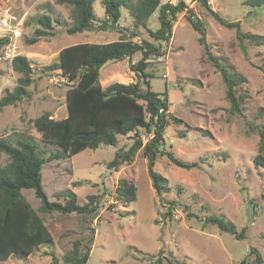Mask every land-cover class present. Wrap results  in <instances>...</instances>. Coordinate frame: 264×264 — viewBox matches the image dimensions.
<instances>
[{"label": "rangeland", "instance_id": "obj_1", "mask_svg": "<svg viewBox=\"0 0 264 264\" xmlns=\"http://www.w3.org/2000/svg\"><path fill=\"white\" fill-rule=\"evenodd\" d=\"M166 1L169 0H161ZM246 1L214 0L206 5L226 20H239L241 32L264 40V9ZM45 2L52 4L54 15L70 22L68 7L54 0H0V7L26 13L22 43L34 68L33 82L27 88L30 99L0 110V137H32L44 150L41 182L48 199L63 202L61 193L66 189L76 194L78 204L94 195L92 205L97 207V217L92 220L89 214L41 213L54 243L41 245L27 260L11 255L0 264H52L53 256L60 261L74 240H86L88 227L94 228V239L86 264H151L150 260L158 256L162 264H169L168 260L183 264H238L242 259L254 258L250 249L258 252L264 263V167L253 164L259 135L246 132V122L258 124L264 120V44L239 41L234 29L220 25L202 2L184 0L193 17L202 21L208 53L245 78L238 84L239 92L245 95L244 109L242 116L229 112L225 85L214 60L204 52V44L198 41L199 33L190 25L187 12L178 13L170 40L162 44L163 55L152 58L146 71L152 76L148 77L151 89L166 90L169 112L182 120L165 128L163 148L183 161L197 162L198 166L184 169L165 155L158 156L154 170L166 178L168 187L158 196L151 186L147 159L141 150L117 170L106 166L116 148L130 146L132 133L118 136L116 146L100 144L70 158L47 159L53 147L41 143L32 119L44 111L56 119L65 117L68 86L58 71L45 70L44 66L57 62L60 49L74 43L108 42L122 35L133 41L150 38L144 28L135 30L123 10L119 23L126 28L123 33L95 30L68 34L64 26L53 25L52 37L27 44L26 38L38 27L36 18L43 13ZM94 10L104 18L101 0L94 2ZM156 18L154 13L148 21L152 30L158 26ZM139 58L140 53H135L131 59L107 61L100 68L101 84L109 77L110 83L132 82L135 76L129 65ZM19 76L12 67L2 69L0 97L6 89H13ZM141 133L145 141V133ZM7 162L8 156L0 151V165ZM122 179L135 186L134 200L118 194ZM22 194L33 208L40 205L33 189H23ZM167 201L173 203L169 205H173L170 214ZM208 215L233 223L238 232L242 230L243 238L236 239L215 225L204 224Z\"/></svg>", "mask_w": 264, "mask_h": 264}, {"label": "trees", "instance_id": "obj_2", "mask_svg": "<svg viewBox=\"0 0 264 264\" xmlns=\"http://www.w3.org/2000/svg\"><path fill=\"white\" fill-rule=\"evenodd\" d=\"M54 1L68 7L70 22L66 23L61 17L54 15L52 4L45 2L43 13L36 18L38 27L26 38L27 44L52 37L53 25L64 26L68 34L95 30H118L123 33L126 28L119 24L123 10L133 21L135 30L137 31L139 27L144 28L150 39L133 41L130 37L122 35L117 40L108 42L74 43L60 49L57 62L44 66L45 70L58 71L68 86L65 92L67 108L65 117L56 119L49 111H44L32 119V126L40 134L41 143L53 147L47 159L70 158L82 150L95 149L100 144L116 146L118 136L132 133L129 136L132 139L130 146L116 148L113 158L106 166L110 170H117L120 165L131 162L141 150L147 159L151 186L156 195L161 196L168 187L166 178L154 170L158 156L165 155L171 163L184 169L197 167L198 164L195 161H183L171 150L163 148L165 128L170 123L182 120L169 112L166 90L157 92L151 89L148 77L152 76L146 71V67L152 58L163 55L162 44L170 40L178 13L187 12L190 25L199 33L198 41L204 44L205 32L202 21L193 17L194 13L184 0H177L175 3L170 0L164 3L161 0H101L104 18L97 16L94 10L96 0ZM199 1L207 7L220 25L234 29L239 41L246 40L256 46L264 44L260 36L241 32L239 20H226L206 5L205 0ZM246 4L264 9V0H248ZM154 13H157L158 26L152 30L148 27V21ZM204 52L214 60V66L225 85L229 112L242 116L245 95L239 92L238 84L245 81V78L209 54L205 44ZM135 53H140V58L129 65L135 79L129 83L112 82L102 87L100 68L107 61L131 59ZM11 67L20 76L13 89H6L0 97V110L4 106L16 105L31 97L27 88L33 82L32 60L25 55L16 56ZM246 125L248 134L259 135L258 152L253 158V164L264 167V120L258 124L246 122ZM141 131L145 133V141ZM0 151L8 156V162L4 166L0 165V263L11 255L27 260L28 256L41 245L54 243L51 231L41 213L74 212L78 215L89 214L92 220L97 217L95 213L97 207L92 205L94 195H89L86 203L78 204L76 194L66 189L61 193L63 202L48 199L41 182V168L45 160L41 153L44 150L39 148L32 137L22 134H16L12 140L0 137ZM23 189H33L34 195L40 201L36 209L22 194ZM135 191L132 183L125 179L119 181L118 194L127 197L128 200H134ZM161 199L165 201L164 198ZM171 204H173L171 201L168 202V214L173 209V205L169 206ZM203 223L215 225L219 231L228 232L236 239L243 238L242 230L238 232L236 226L223 217L208 215ZM88 230L86 240L82 238L74 240L71 249L62 255L61 260L53 256L51 263L86 264L94 239V228L88 227ZM250 253L254 254L253 259L245 258L238 264H264L258 252L250 249ZM160 257L150 260V263L162 264ZM168 262L183 264L170 260Z\"/></svg>", "mask_w": 264, "mask_h": 264}, {"label": "built area", "instance_id": "obj_3", "mask_svg": "<svg viewBox=\"0 0 264 264\" xmlns=\"http://www.w3.org/2000/svg\"><path fill=\"white\" fill-rule=\"evenodd\" d=\"M214 0H206L212 3ZM26 13H15L9 7H0V68L12 66L14 57L25 55L22 36Z\"/></svg>", "mask_w": 264, "mask_h": 264}, {"label": "crops", "instance_id": "obj_4", "mask_svg": "<svg viewBox=\"0 0 264 264\" xmlns=\"http://www.w3.org/2000/svg\"><path fill=\"white\" fill-rule=\"evenodd\" d=\"M110 79H111V77H109V79H108V78H104V80H105L106 82H105V84H104V85H102V84H101V85H102V87H106L107 85H109V84H110V82H109V81H110Z\"/></svg>", "mask_w": 264, "mask_h": 264}]
</instances>
